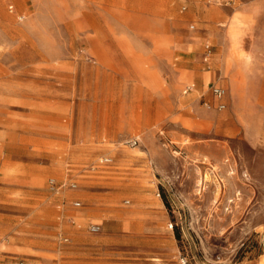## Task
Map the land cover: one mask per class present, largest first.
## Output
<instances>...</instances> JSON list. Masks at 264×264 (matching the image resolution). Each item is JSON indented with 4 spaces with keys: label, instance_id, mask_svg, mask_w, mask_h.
Wrapping results in <instances>:
<instances>
[{
    "label": "rangeland",
    "instance_id": "1",
    "mask_svg": "<svg viewBox=\"0 0 264 264\" xmlns=\"http://www.w3.org/2000/svg\"><path fill=\"white\" fill-rule=\"evenodd\" d=\"M0 264H264V0H0Z\"/></svg>",
    "mask_w": 264,
    "mask_h": 264
},
{
    "label": "built area",
    "instance_id": "2",
    "mask_svg": "<svg viewBox=\"0 0 264 264\" xmlns=\"http://www.w3.org/2000/svg\"><path fill=\"white\" fill-rule=\"evenodd\" d=\"M239 0H219V3L222 4L223 6L226 7H233ZM194 27V26H192ZM213 57V49L212 46L210 44H206L205 46V53H204V57L203 60L205 63H210ZM195 86H188L185 89V93L190 92L191 90H193ZM211 93L214 96V98L217 100V105L215 106V109H217L218 111H223L226 109L227 105L225 102L226 96H227V92L226 89L220 85H213L211 87ZM206 106L209 109H212L213 107L209 104H206ZM136 143V141L134 142ZM101 163L104 165H111L113 164V159L111 158H104L101 160ZM51 185V189L55 192H60L65 188L71 189V190H77L78 189V184L75 182L72 183H66V184H61L58 185L55 181H51L50 182ZM73 205L75 207H81V203L80 202H74ZM89 231L91 233H99L101 231V226L99 225H91L89 227ZM65 242H68V240H64Z\"/></svg>",
    "mask_w": 264,
    "mask_h": 264
},
{
    "label": "crops",
    "instance_id": "3",
    "mask_svg": "<svg viewBox=\"0 0 264 264\" xmlns=\"http://www.w3.org/2000/svg\"><path fill=\"white\" fill-rule=\"evenodd\" d=\"M237 4V3H236ZM236 4L233 6V7H231V8H234L235 6H236ZM241 13H240V15H239V17H240V19L242 18V15H243V13H242V11H240ZM236 14H238V13H234V15H232L231 16V20L234 18V16L236 15ZM226 61H223V63H222V68H226V66H227V62L228 61H230V58L232 59V52L230 51V49H228L227 50V52H226ZM213 58V57H212ZM207 64H209V63H207ZM203 80H205L206 79V76L204 75V76H202L201 77ZM213 85H219V84H217V83H210L208 86L210 87V89H211V87L213 86ZM221 86V85H220ZM103 204V203H102ZM98 211H99V215H98V217H99V219L97 218L96 220L97 221H100L101 223H102V225L104 226V232L105 233H107L108 234V236H111L112 234H113V231H111V221H114V220H116V218L115 217H112L111 215H113V213H112V209L111 208H109V207H105L104 205L102 206V207H100V208H98ZM92 225H97V224H92ZM99 226H101V225H99ZM132 232H138V230H136V231H132Z\"/></svg>",
    "mask_w": 264,
    "mask_h": 264
}]
</instances>
